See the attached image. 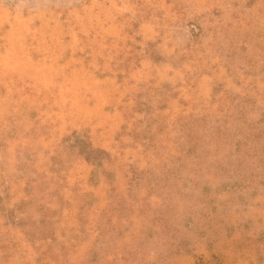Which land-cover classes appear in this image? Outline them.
Returning <instances> with one entry per match:
<instances>
[{
  "label": "rangeland",
  "instance_id": "obj_1",
  "mask_svg": "<svg viewBox=\"0 0 264 264\" xmlns=\"http://www.w3.org/2000/svg\"><path fill=\"white\" fill-rule=\"evenodd\" d=\"M0 264H264V0H0Z\"/></svg>",
  "mask_w": 264,
  "mask_h": 264
}]
</instances>
